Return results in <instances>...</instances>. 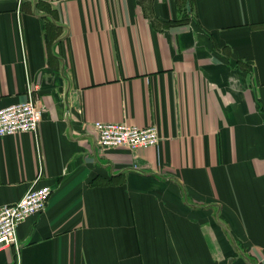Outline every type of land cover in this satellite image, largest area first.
Instances as JSON below:
<instances>
[{"label": "crops", "instance_id": "crops-1", "mask_svg": "<svg viewBox=\"0 0 264 264\" xmlns=\"http://www.w3.org/2000/svg\"><path fill=\"white\" fill-rule=\"evenodd\" d=\"M30 97L0 207L52 192L0 264H264V0H0V109Z\"/></svg>", "mask_w": 264, "mask_h": 264}, {"label": "built area", "instance_id": "built-area-1", "mask_svg": "<svg viewBox=\"0 0 264 264\" xmlns=\"http://www.w3.org/2000/svg\"><path fill=\"white\" fill-rule=\"evenodd\" d=\"M21 4L22 0H18ZM43 119V108L33 97L0 109V137L20 132L37 133ZM98 142L102 149L127 147L138 150L157 147L160 142L156 125L139 127L127 122L96 121ZM50 186L34 187L21 200L0 207V249L17 242V228L29 216L47 206Z\"/></svg>", "mask_w": 264, "mask_h": 264}]
</instances>
